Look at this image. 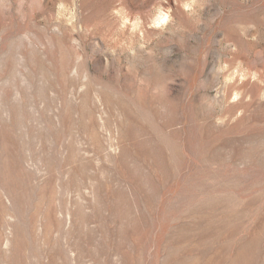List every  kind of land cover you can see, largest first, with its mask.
Wrapping results in <instances>:
<instances>
[{
	"label": "rangeland",
	"instance_id": "obj_1",
	"mask_svg": "<svg viewBox=\"0 0 264 264\" xmlns=\"http://www.w3.org/2000/svg\"><path fill=\"white\" fill-rule=\"evenodd\" d=\"M0 264H264V0H0Z\"/></svg>",
	"mask_w": 264,
	"mask_h": 264
}]
</instances>
